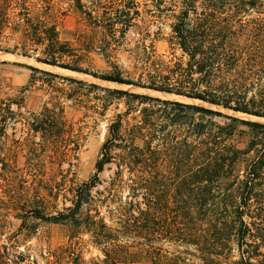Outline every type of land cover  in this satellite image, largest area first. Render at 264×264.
<instances>
[{"label": "trees", "instance_id": "trees-1", "mask_svg": "<svg viewBox=\"0 0 264 264\" xmlns=\"http://www.w3.org/2000/svg\"><path fill=\"white\" fill-rule=\"evenodd\" d=\"M70 1L91 29L76 38L78 49L17 0H0V39L7 30L18 34L15 47L4 51L203 105L24 66L27 85L0 102V142L9 125L22 135L4 160L18 150L31 171L57 165V190L71 199L68 207L46 213L47 201L20 202L6 185L0 210L21 204L23 223L31 216L66 228L69 243L46 251L44 264H264V123L224 113L264 120V0H89L87 9L82 0ZM166 21L169 53L158 55L146 43L149 26ZM131 29L138 37L130 71L117 54ZM89 53L99 57V66ZM29 90L47 99L40 111L24 114L22 94ZM67 108L93 126L106 121L94 172L76 185L70 168L86 136L67 118ZM106 169L110 175L102 181ZM1 235L0 223V264H38L16 254ZM83 236L102 260L84 259Z\"/></svg>", "mask_w": 264, "mask_h": 264}, {"label": "rangeland", "instance_id": "rangeland-1", "mask_svg": "<svg viewBox=\"0 0 264 264\" xmlns=\"http://www.w3.org/2000/svg\"><path fill=\"white\" fill-rule=\"evenodd\" d=\"M20 5L26 8V13H29L31 18L40 21H47L50 24H54L59 32V37L61 41L70 42V45L74 49H78V43L76 38L81 33L90 35L91 29L88 27L87 22L83 17L77 12L74 7V3L70 0H17ZM89 0H82V3L87 9L89 6ZM140 4H144L145 0H137ZM12 7H15L12 11L14 13L18 12L16 4L13 3ZM169 21L163 24H152L149 26V38H147L146 43L152 45L153 50L158 55H167L169 53V45L167 42L169 35L168 25ZM156 27L160 28V34L156 37L155 32ZM15 34L9 30L4 34V38L0 39V102L5 101L7 98H12L17 94L22 87L27 85L28 78L30 76V71L24 66H34L41 70L57 74L65 77H72L75 79L83 80L86 82H93L100 86L107 88H116L129 90L137 93L147 94L153 97L166 98L170 100H179L183 103H195L196 105H203L196 101H190L184 98H177L173 95H166L161 93H155L149 90H140L127 86H119L115 84L101 82L92 79L89 76L74 73H68L66 71L57 67L42 65L36 63L33 58L22 57L13 53L5 52L4 49H13L16 45ZM138 35L136 31L131 29L125 36V40L118 46L117 57L120 64H122L126 69L132 70V65L134 63V58L131 52L135 51L136 39ZM20 47V46H19ZM32 50L29 54H34ZM37 53V52H36ZM76 54H79L76 52ZM88 58L96 62V65H100L99 57L89 53ZM85 68L87 67V62H83ZM19 65V66H18ZM50 67L53 69H45V67ZM159 94V95H156ZM169 96V97H168ZM47 97L38 91H25L22 94L21 107L19 111L24 114L36 113L40 111L44 102H46ZM207 106V105H204ZM12 110L16 111L15 105H12ZM215 109V108H213ZM67 118L73 120L77 123L76 127L82 128L86 139L78 153L77 160L72 161L74 163L73 167H69L66 163L61 166V169L66 172L70 168L69 178L72 180L74 185L80 184L87 181L94 172V164L97 159L101 143L105 135L106 121H99L98 125L93 126V123L88 118H83L81 114L74 113L70 108L66 109ZM114 113L113 108L107 113V118H109ZM229 115L238 117L239 119L259 121L264 123V120L256 119L254 117H249L241 114H234L232 112H225ZM19 126H16L13 130V126L9 125L5 128L6 136L1 138L0 142V196L4 197L3 191L6 185H9L10 190H15L14 194L18 196L19 201L23 202L24 198L29 199H43L47 201L48 210L46 213H53L54 211H60L63 207H68L70 205L69 200L71 195L68 193L62 196V192H58V182L60 181V175L58 174L59 167L57 165L46 164L42 168L41 172L31 171L27 169L24 153L16 150L14 156L10 161L4 160V152L7 148L14 147V141L22 137L19 130ZM38 140V139H37ZM110 175L109 170H104L100 174V179L102 181L106 180ZM21 181V183H20ZM73 185V184H72ZM71 186L69 184L68 188ZM98 189H102L99 185ZM28 190V191H27ZM8 194V192H7ZM38 198H37V197ZM4 199H6L4 197ZM21 204L17 210H8V212L0 210V223H1V241L3 243H13L12 250L16 254L22 253L26 256L27 260H35L38 264H44V254L48 250H53L61 245H67L69 240L67 238V230L65 227L60 225H50L41 222L40 220H35L31 216H27L24 220L17 216L18 214H23ZM20 208V209H19ZM5 215V216H4ZM2 221V222H1ZM81 243V255L86 261L90 259L102 260V255L95 248L91 247L87 241V237L83 236L79 241ZM25 261L24 264H26ZM123 264H148V263H123Z\"/></svg>", "mask_w": 264, "mask_h": 264}, {"label": "water", "instance_id": "water-1", "mask_svg": "<svg viewBox=\"0 0 264 264\" xmlns=\"http://www.w3.org/2000/svg\"><path fill=\"white\" fill-rule=\"evenodd\" d=\"M37 63V62H36ZM67 71V70H66ZM154 92V91H153ZM155 93H158V92H155ZM160 94V93H159ZM167 95V94H166ZM174 96V95H173ZM174 97H177V98H180V97H178V96H174ZM157 98H159V97H157ZM162 99H164V100H170V99H166V98H162ZM185 99H187V98H185ZM187 100H190V99H187ZM175 101H177V102H181V101H179V100H175ZM190 101H193V100H190ZM186 104H195V103H186ZM236 118H238V117H236ZM257 119V118H256Z\"/></svg>", "mask_w": 264, "mask_h": 264}, {"label": "bare ground", "instance_id": "bare-ground-1", "mask_svg": "<svg viewBox=\"0 0 264 264\" xmlns=\"http://www.w3.org/2000/svg\"><path fill=\"white\" fill-rule=\"evenodd\" d=\"M42 67H45V69H48V70L53 69V68L46 67V66H42ZM68 73H71L72 75L74 74V73H72V72H68ZM156 95H159V94H156ZM161 95H162V94H161ZM168 97H169V96H168Z\"/></svg>", "mask_w": 264, "mask_h": 264}]
</instances>
